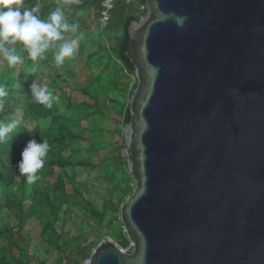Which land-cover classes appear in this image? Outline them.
Returning a JSON list of instances; mask_svg holds the SVG:
<instances>
[{
  "label": "water",
  "instance_id": "95a60500",
  "mask_svg": "<svg viewBox=\"0 0 264 264\" xmlns=\"http://www.w3.org/2000/svg\"><path fill=\"white\" fill-rule=\"evenodd\" d=\"M127 32L131 249L92 264H264V0H145Z\"/></svg>",
  "mask_w": 264,
  "mask_h": 264
},
{
  "label": "trees",
  "instance_id": "16d2710c",
  "mask_svg": "<svg viewBox=\"0 0 264 264\" xmlns=\"http://www.w3.org/2000/svg\"><path fill=\"white\" fill-rule=\"evenodd\" d=\"M101 1L34 0V6L39 5L37 14L42 19L62 7L69 22L79 24L81 39L76 51L79 56L84 54L79 64L82 62L89 73L87 81L81 82L72 66L75 53L57 67L51 52L47 60L39 62L34 72V78L47 84L58 97L52 104L54 108H46L34 100V139L40 142L46 138L50 145L44 167L37 173L40 179L34 183V219H38L40 237L34 251L41 250L46 255L52 248L59 253L55 264H82L99 243L98 238L90 239L93 229L99 234L105 229L107 236L123 248L129 245L119 219L120 205L134 188L123 144V127L130 121L129 97L136 85L133 64L126 55L127 29L143 15L141 6L145 0L128 3L115 0L103 29L98 23ZM23 6H33V0H23ZM94 21L97 22L96 32L91 33ZM16 47L22 57L21 64L9 68L0 58V85L8 92L0 100L3 113L0 121L15 119L18 122L12 142L0 143V241H7L6 245L0 244V264H30L32 256L29 237L20 231L33 220V184L26 182L17 164L26 142L33 139V97L29 89L33 73L28 72L33 64L27 59L22 45ZM78 95L82 98L73 101ZM16 108L22 109V115L15 113ZM83 121L85 125H82ZM82 142L86 143L83 148ZM79 170H86V178L95 172L93 179L108 182L109 195L121 192L118 201L114 203L108 199L102 205H96L94 196L90 197L95 194L76 181ZM67 185L71 188L69 192ZM72 206L78 207L83 222H91V225L69 234L62 224ZM9 216L14 218V224ZM109 246L111 243L107 242L99 248Z\"/></svg>",
  "mask_w": 264,
  "mask_h": 264
},
{
  "label": "clouds",
  "instance_id": "9594fccd",
  "mask_svg": "<svg viewBox=\"0 0 264 264\" xmlns=\"http://www.w3.org/2000/svg\"><path fill=\"white\" fill-rule=\"evenodd\" d=\"M38 9V4L24 7L23 0H0V58L9 68L22 63L17 44L22 45L23 51L27 53V59L32 61L33 66L28 69L29 74L35 72L40 61L48 59L49 52L57 67L63 65L66 58L74 56L81 39L79 24L69 22L62 7L49 12L45 19L37 14ZM80 14L82 13H78ZM29 89L35 102L46 108H51L53 102L58 99L45 83L34 80ZM7 95V90L0 85V100ZM17 127L18 122L15 119L0 121V143L12 142V134ZM49 151L50 145L46 138L40 142L36 139H29L26 142L20 153L17 168L19 173L26 177L28 184L40 179L37 173L44 167Z\"/></svg>",
  "mask_w": 264,
  "mask_h": 264
},
{
  "label": "rangeland",
  "instance_id": "374dc122",
  "mask_svg": "<svg viewBox=\"0 0 264 264\" xmlns=\"http://www.w3.org/2000/svg\"><path fill=\"white\" fill-rule=\"evenodd\" d=\"M96 25H97V22L94 21L92 23V26H91V33L96 32ZM83 57H84V54L82 56H79L77 54V51H76L75 56L73 58V62H72V66L75 68V70L78 74V80H80L81 82L82 81L85 82L89 78V73L87 72V70L85 68H83L82 62H80V64H79V61ZM34 80L37 81L38 83H40V81L37 78H34ZM29 82L31 84L33 82V78L29 79ZM81 98L82 97L80 95L75 96L73 101L76 102ZM15 113L17 115H22V109L16 108ZM2 115H3V113L1 112V109H0V116L2 117ZM85 124L86 123L83 121L82 125H85ZM106 136L108 137V135H106ZM84 146H86V143L82 142L81 147L83 148ZM94 161H96V160H94ZM84 172H86V170H79L77 177H76V181L78 184L83 183L84 187H86L90 192L95 194V195H92L90 197L94 196L93 202L96 205L100 206V205H102L103 201H106L108 199H112V201L114 203H116L118 201L119 195L121 194V192H118L117 194L113 193L112 195H109L107 188L110 186V184L108 182L101 181L100 179H93L95 172H93V174L90 175L91 177H88L89 178L88 179V178H86V175L84 174ZM133 187H134V185H133ZM67 191L68 192L71 191V188L69 185H67ZM106 212L107 213L109 212L108 208H106ZM9 217L11 218V222L14 224L15 223L13 221L14 218L12 216H9ZM83 221L84 220H82V217H81V210L78 207L72 206L71 209H68L66 221L63 222V224H62L63 230L65 232H68L69 234H73L74 232L78 233L80 228L86 229L89 227V225H91V222H89L90 224H86V222H83ZM20 233L23 234L24 236L29 237V240H30L29 251L32 254L30 264H33V220L27 222L24 225L23 229L20 231ZM106 236H107V234H106L105 229H103V231L100 232V234L97 233L95 229H93L90 233V239L98 238L99 241L102 238H105ZM38 243H40L39 224H38V219H34V247ZM0 244L6 245L7 241L6 240L0 241ZM44 248H45V246H44ZM58 254L52 248L50 249V251L46 255L43 254V252L41 250L34 251V264H38L36 262L35 258H37V260L44 261L45 264H55ZM63 255H66V253H63Z\"/></svg>",
  "mask_w": 264,
  "mask_h": 264
},
{
  "label": "built area",
  "instance_id": "2783aa9c",
  "mask_svg": "<svg viewBox=\"0 0 264 264\" xmlns=\"http://www.w3.org/2000/svg\"><path fill=\"white\" fill-rule=\"evenodd\" d=\"M125 1L128 3V2H132V1H136V0H125ZM114 3H115V0H102L101 1V4H100L101 10H100V13L98 16V23H99L100 29H103L106 27L107 22L110 18V12L114 7ZM141 8H143V5L141 6ZM107 242L111 243L118 251H120L122 253L129 252L131 249V244H129V246H127L126 248H123V247L119 246L118 243L115 242L114 240H112L110 237H105L99 241V243L96 247L92 248L89 257L84 259L82 261V264H92L91 256L97 251V249L99 248V246H101V244H104Z\"/></svg>",
  "mask_w": 264,
  "mask_h": 264
},
{
  "label": "bare ground",
  "instance_id": "6f19581e",
  "mask_svg": "<svg viewBox=\"0 0 264 264\" xmlns=\"http://www.w3.org/2000/svg\"><path fill=\"white\" fill-rule=\"evenodd\" d=\"M113 80V79H112ZM115 82H113V83H111V84H114ZM117 83V82H116ZM113 87V86H112ZM78 93V92H77ZM64 95V94H63ZM108 97V96H107ZM94 98V97H93ZM97 99V98H96ZM115 100V99H114ZM56 103V102H55ZM82 103V102H81ZM87 103V102H86ZM117 103V102H116ZM119 104V103H118ZM121 105V104H120ZM87 106V105H86ZM53 107V106H52ZM88 107V106H87ZM54 108V107H53ZM26 109V108H25ZM57 109V108H56ZM54 110V109H53ZM74 110V109H73ZM40 111V110H39ZM50 111V110H49ZM78 111V110H77ZM89 112V111H88ZM103 113V112H102ZM122 113V112H121ZM116 114V113H115ZM126 115V114H125ZM117 116V115H116ZM47 117H49V116H47ZM74 119V118H73ZM110 119V118H109ZM1 120V119H0ZM51 120V119H50ZM53 121V120H52ZM109 121V120H108ZM47 126V125H46ZM52 126V125H51ZM86 128V127H85ZM110 131V130H109ZM114 138V137H113ZM80 146V145H79ZM105 148V147H104ZM85 149H86V147H85ZM87 150V149H86ZM120 153V152H119ZM120 155V154H119ZM101 157V156H100ZM110 157V156H109ZM98 158V157H97ZM114 158V157H113ZM104 159H106L105 157H104ZM107 160V159H106ZM112 160V159H111ZM80 161V160H79ZM102 161V160H101ZM122 161V160H121ZM120 162V161H119ZM101 180H103V179H101ZM100 182V181H99ZM100 186V185H99ZM127 190V189H126ZM38 210V209H37ZM101 216V215H100ZM80 219V218H79ZM19 228V227H18ZM21 235V234H20ZM36 238V237H35ZM27 239H29V238H27Z\"/></svg>",
  "mask_w": 264,
  "mask_h": 264
}]
</instances>
